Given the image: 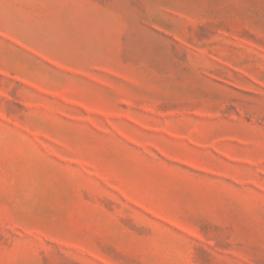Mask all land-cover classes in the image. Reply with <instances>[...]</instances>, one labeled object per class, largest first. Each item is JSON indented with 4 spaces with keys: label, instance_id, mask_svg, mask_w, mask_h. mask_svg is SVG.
Masks as SVG:
<instances>
[{
    "label": "rangeland",
    "instance_id": "rangeland-1",
    "mask_svg": "<svg viewBox=\"0 0 264 264\" xmlns=\"http://www.w3.org/2000/svg\"><path fill=\"white\" fill-rule=\"evenodd\" d=\"M0 264H264V0H0Z\"/></svg>",
    "mask_w": 264,
    "mask_h": 264
}]
</instances>
